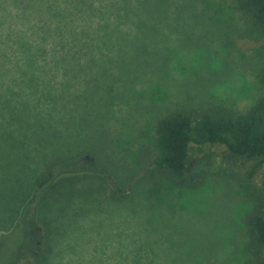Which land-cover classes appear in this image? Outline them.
Masks as SVG:
<instances>
[{
	"label": "rangeland",
	"instance_id": "rangeland-1",
	"mask_svg": "<svg viewBox=\"0 0 264 264\" xmlns=\"http://www.w3.org/2000/svg\"><path fill=\"white\" fill-rule=\"evenodd\" d=\"M65 1L0 3V264L247 262L261 170L193 145L179 186L156 123L264 96V29L238 0Z\"/></svg>",
	"mask_w": 264,
	"mask_h": 264
},
{
	"label": "trees",
	"instance_id": "trees-1",
	"mask_svg": "<svg viewBox=\"0 0 264 264\" xmlns=\"http://www.w3.org/2000/svg\"><path fill=\"white\" fill-rule=\"evenodd\" d=\"M37 1L0 0V3L24 6L34 5ZM67 1L76 5L87 0H66L65 3ZM237 2L238 8L249 15L252 24L264 29V0ZM62 29L56 26L58 32ZM260 78L264 84V67ZM206 144L223 145L225 154L231 160L250 163L247 168L249 176L261 170L263 190L256 194L245 220L248 231L245 248L250 258L244 264H264V96L257 98L245 111L215 105L191 111H173L161 116L156 123L155 164L165 170L177 185L195 186L198 179L191 148ZM58 171L59 167L51 166L37 180L36 186L44 187Z\"/></svg>",
	"mask_w": 264,
	"mask_h": 264
}]
</instances>
